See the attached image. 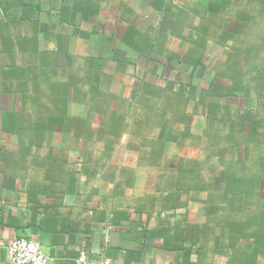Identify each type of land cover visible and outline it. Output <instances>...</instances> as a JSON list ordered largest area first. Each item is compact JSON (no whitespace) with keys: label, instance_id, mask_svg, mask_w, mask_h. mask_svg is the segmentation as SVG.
Wrapping results in <instances>:
<instances>
[{"label":"crops","instance_id":"crops-1","mask_svg":"<svg viewBox=\"0 0 264 264\" xmlns=\"http://www.w3.org/2000/svg\"><path fill=\"white\" fill-rule=\"evenodd\" d=\"M264 0H0V264H264Z\"/></svg>","mask_w":264,"mask_h":264},{"label":"built area","instance_id":"built-area-1","mask_svg":"<svg viewBox=\"0 0 264 264\" xmlns=\"http://www.w3.org/2000/svg\"><path fill=\"white\" fill-rule=\"evenodd\" d=\"M6 260L9 264H49V259L41 251L40 245L31 238L15 237L6 249ZM77 264H92L87 260L86 254L80 252L76 258ZM97 264H109L101 260Z\"/></svg>","mask_w":264,"mask_h":264},{"label":"rangeland","instance_id":"rangeland-1","mask_svg":"<svg viewBox=\"0 0 264 264\" xmlns=\"http://www.w3.org/2000/svg\"><path fill=\"white\" fill-rule=\"evenodd\" d=\"M263 196H264V194H263ZM257 214L264 216V210L263 209L262 210L257 209ZM261 223H264V220H261Z\"/></svg>","mask_w":264,"mask_h":264}]
</instances>
